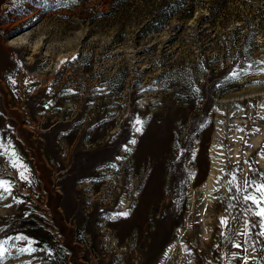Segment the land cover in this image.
<instances>
[{
  "label": "rangeland",
  "instance_id": "374dc122",
  "mask_svg": "<svg viewBox=\"0 0 264 264\" xmlns=\"http://www.w3.org/2000/svg\"><path fill=\"white\" fill-rule=\"evenodd\" d=\"M175 240L264 264V0H0V264Z\"/></svg>",
  "mask_w": 264,
  "mask_h": 264
},
{
  "label": "bare ground",
  "instance_id": "6f19581e",
  "mask_svg": "<svg viewBox=\"0 0 264 264\" xmlns=\"http://www.w3.org/2000/svg\"><path fill=\"white\" fill-rule=\"evenodd\" d=\"M262 134V133H261ZM237 136V135H236ZM241 137V136H240ZM159 138V137H157ZM232 141V140H231ZM159 144L158 146H156V149H160V150H164L165 145H167V138L165 137L164 139L158 141ZM236 142V140H235ZM259 142V141H257ZM150 143V142H149ZM239 143V142H238ZM157 144V143H156ZM253 144V143H252ZM149 145V144H148ZM236 145V144H235ZM239 145V144H238ZM240 147V146H239ZM240 149V148H239ZM238 146H235L234 149L232 150V156H233V160L236 161L239 159V151ZM216 152H220V149H215ZM153 151V150H152ZM212 152V151H211ZM213 153V152H212ZM224 153V152H223ZM141 154V152H140ZM216 154V153H215ZM220 154V153H219ZM241 156V155H240ZM224 157V156H223ZM261 157V156H259ZM225 159V158H224ZM218 160V159H217ZM223 160V159H222ZM223 163V162H222ZM212 164V168L210 169V173L207 177L206 180V186H207V190H210V188H212L214 185L217 184V182L221 179V170L222 167L220 164H218V162L215 160H213ZM204 178V177H203ZM205 180V179H204ZM217 192V191H216ZM211 195V194H210ZM212 196V195H211ZM211 199V198H210ZM193 201V200H192ZM123 203V202H122ZM122 205V204H121ZM187 215V214H186ZM177 242H175L174 244H172L170 247L168 246L166 253H165V257L163 260V264H193L194 257L192 256V253L187 252V248L185 250L184 245L182 244V242L180 243L178 240H175ZM190 248V247H189Z\"/></svg>",
  "mask_w": 264,
  "mask_h": 264
},
{
  "label": "trees",
  "instance_id": "16d2710c",
  "mask_svg": "<svg viewBox=\"0 0 264 264\" xmlns=\"http://www.w3.org/2000/svg\"><path fill=\"white\" fill-rule=\"evenodd\" d=\"M209 13H210V12H209ZM209 13H208V15H209ZM204 17L206 18V17H207V15H205ZM207 18H208V17H207ZM237 26H239V25H237Z\"/></svg>",
  "mask_w": 264,
  "mask_h": 264
}]
</instances>
